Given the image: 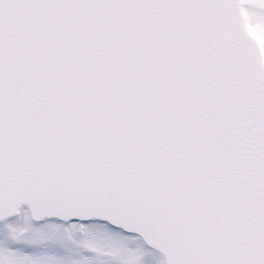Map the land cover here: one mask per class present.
I'll return each instance as SVG.
<instances>
[{"label":"snow or ice","instance_id":"obj_1","mask_svg":"<svg viewBox=\"0 0 264 264\" xmlns=\"http://www.w3.org/2000/svg\"><path fill=\"white\" fill-rule=\"evenodd\" d=\"M0 264H264V0H0Z\"/></svg>","mask_w":264,"mask_h":264}]
</instances>
